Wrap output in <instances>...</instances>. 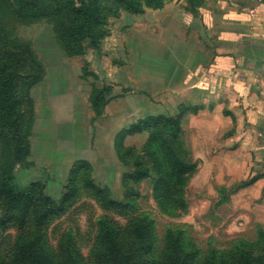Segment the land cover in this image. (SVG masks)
Here are the masks:
<instances>
[{"label": "rangeland", "instance_id": "rangeland-1", "mask_svg": "<svg viewBox=\"0 0 264 264\" xmlns=\"http://www.w3.org/2000/svg\"><path fill=\"white\" fill-rule=\"evenodd\" d=\"M134 2L135 10L99 0L101 48L86 45L77 55L56 17L23 18L0 7L11 44L32 59L18 90L19 142L0 124V172L15 167L18 186L35 198L20 224L13 216L22 212L0 196V264H15L17 240L39 229L36 216L47 204L63 206L40 228L60 262L74 251L78 264H101L95 251L105 218L125 234L126 250L139 248L141 264H162L171 229L184 237L191 264L264 256V157L244 140L250 121L242 100L213 86L219 74L212 69L230 53L219 50L216 24L206 23L211 10L220 16L217 0ZM105 86L110 93L98 114L92 101ZM165 145L191 166L175 188L160 182ZM140 172L147 175L136 180ZM139 216L155 223L146 248L129 234Z\"/></svg>", "mask_w": 264, "mask_h": 264}, {"label": "trees", "instance_id": "trees-1", "mask_svg": "<svg viewBox=\"0 0 264 264\" xmlns=\"http://www.w3.org/2000/svg\"><path fill=\"white\" fill-rule=\"evenodd\" d=\"M97 1L99 2V0H0V7L4 5L7 10L23 18L56 17L62 38L70 43L68 50L73 55H77L85 50L86 45L97 50L101 48L103 34L101 30L97 29L100 25ZM123 1L129 5L132 4L134 10L138 8L134 0ZM156 1L161 4L163 2V0ZM28 53L29 50L26 47L11 44L0 22V124L9 130L13 137L17 138V142H19L18 136L23 126V112L18 90L20 83L25 80L28 73V61H32L28 57ZM109 93L110 90L107 86L96 92L92 102L98 114H102ZM167 121H171V118H167ZM160 148L159 160L163 167L160 182L167 188H175L182 182V175L189 173L191 166L184 163L181 158H171V151L168 150L171 148L169 145ZM145 175L147 174L140 172L133 177L136 180H141ZM16 180L17 170L15 167L6 166L0 172V196L4 199L5 204L12 209V212L14 210L22 212L19 216H13V219L24 224L25 219L30 215L35 198L31 196L29 190L21 189ZM74 195V191L67 193L64 201ZM104 199L113 206L126 207L121 201L108 200L106 196ZM45 201L51 203L53 200L51 196H47ZM47 206L45 212L36 216V225L39 226V229L30 234H22L17 240L15 264H78V254L74 251L60 262L55 260L49 250L40 228L52 215L62 212L63 206L57 208L52 204H47ZM138 220H142V224H138ZM129 234L132 237L135 236L144 248L150 246L155 237L154 220L147 216H139L132 222ZM262 235L264 238V231ZM125 237L123 231L111 220L105 218L100 221L99 245L95 252L101 264H141L138 247L132 248L131 252L123 247L121 238ZM165 240H169V242L159 257L162 264H191L194 256L186 249L188 244L184 241L182 234L178 236L177 231L171 229ZM214 263L225 264L226 260ZM230 264H264V256L257 259L249 254H243Z\"/></svg>", "mask_w": 264, "mask_h": 264}, {"label": "crops", "instance_id": "crops-1", "mask_svg": "<svg viewBox=\"0 0 264 264\" xmlns=\"http://www.w3.org/2000/svg\"><path fill=\"white\" fill-rule=\"evenodd\" d=\"M216 6L214 12L220 10L219 18H215L211 10L206 23L209 29L216 24L215 29L220 30L217 44L222 45L219 50L230 53L218 70L212 69L219 74L218 78L216 74L212 77L213 86L219 94L224 92L225 97L234 93L242 100L250 121L244 140L263 158L264 0H217ZM220 18L223 24L219 25L217 19ZM212 67L217 65L214 63Z\"/></svg>", "mask_w": 264, "mask_h": 264}]
</instances>
